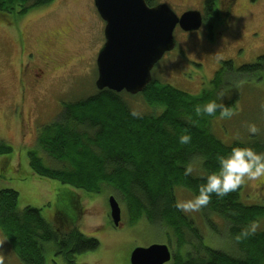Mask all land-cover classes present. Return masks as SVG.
<instances>
[{
  "label": "rangeland",
  "instance_id": "1",
  "mask_svg": "<svg viewBox=\"0 0 264 264\" xmlns=\"http://www.w3.org/2000/svg\"><path fill=\"white\" fill-rule=\"evenodd\" d=\"M235 1L233 13L225 24L217 23L211 28L203 26L193 32H183L177 25L172 34L176 39L175 48L154 65L152 78L197 95L203 89H212V78L221 61L232 60L234 70L256 62L264 54V0ZM162 2L178 15L195 9L205 13L204 0H153L151 4ZM215 2L217 6L220 0ZM13 17L11 14L0 21V144L11 147L9 153L0 156V161L8 160L5 162L14 172L19 163L21 167L17 174L9 170L7 180L0 178V188L15 189L21 206L38 207L42 216L51 221L57 220L63 207L62 200L66 201L64 187H69L70 194L72 191L79 194L77 208L76 202L65 208L77 218L73 227L99 244L93 250L77 253L75 264H130L129 256L135 247H147L151 243L170 245L166 229H160L144 218L129 223L127 210L120 199L121 223L119 227L112 226L108 218V197L114 193L109 189L89 194L55 179L39 180L34 176L30 179L25 175L27 153L36 148L41 129L57 119L64 104L97 91L95 60L105 42V22L98 15L93 0H54L29 10L20 21L19 18L13 21ZM48 54L53 62L45 58ZM244 75L237 81L228 75L226 80L231 84L227 82L226 87L232 89L224 98L238 95L233 109L236 115L231 119L213 117L211 130L227 145L240 141L258 146V143L264 144V82H261L262 77ZM124 93L122 98L133 112H161V107L153 108L140 94ZM250 123L257 126V133L248 132ZM38 156L45 166L58 167L50 158H43L42 153ZM191 163H197V159ZM174 194L178 204L196 197L183 186L175 187ZM241 202L264 205V178L241 185ZM184 213L194 220L204 244L237 255L235 241L221 215L205 212L204 206L199 211ZM257 223L256 232L264 231V218L258 219ZM0 236V251L6 257L3 259L0 254V264H23L1 232ZM169 247L173 249L174 243ZM45 264H66L55 253L53 243L45 247ZM164 264H172V260Z\"/></svg>",
  "mask_w": 264,
  "mask_h": 264
},
{
  "label": "trees",
  "instance_id": "2",
  "mask_svg": "<svg viewBox=\"0 0 264 264\" xmlns=\"http://www.w3.org/2000/svg\"><path fill=\"white\" fill-rule=\"evenodd\" d=\"M53 1L0 0V21L11 14L13 21L18 18L20 21L29 10ZM146 1L152 5L153 0ZM204 2L206 10L216 4L215 0ZM48 55L45 58L53 62ZM263 61L264 54L256 62L236 70L232 60L221 61L212 79V89H203L197 95L152 78L138 94L153 108L161 107L160 113L133 112L122 98L124 90L115 92L107 88L66 103L57 119L38 133L36 148L27 153L25 175L30 179L32 176L39 180L55 179L89 194L109 189L118 203L119 199L124 203L129 223L144 218L150 224L166 229L170 245L174 243L172 264H264L263 230L236 240L252 221L264 218L263 204L241 202V186L224 197L211 194L209 203L204 206L205 212L219 214L226 220L237 255L204 244L194 220L177 206L174 194L175 187L183 186L198 196L207 176L220 171L217 157H227L234 147L263 152V143H258V147L240 141L231 145L220 141L211 130V119L220 117L219 109L212 116H198L195 111L197 106L202 107L210 101L235 109L236 97L224 98L232 89L226 87L228 75L237 81L244 74H262ZM230 70L234 71L231 73ZM184 134L191 136L187 144L179 142V137ZM10 151V146L0 144V156ZM38 153H42L43 158H50L58 167L45 166ZM193 159H197V163H191ZM5 161L8 160L0 161V169H3L0 178L3 180H7L5 177L11 170ZM20 167L19 163L15 172L11 171L17 174ZM187 168H191V173L186 175ZM64 188L66 201L62 200L61 213L52 221L44 218L38 207L21 206L15 189L0 188V232L23 264H45V247L49 243L55 245V253L66 264H75L77 253L98 246L97 240L73 227L77 218L66 208L72 202H76L77 208L79 194L73 191L70 194L69 187ZM108 218L114 226L110 215ZM0 254L6 258L1 251Z\"/></svg>",
  "mask_w": 264,
  "mask_h": 264
},
{
  "label": "water",
  "instance_id": "3",
  "mask_svg": "<svg viewBox=\"0 0 264 264\" xmlns=\"http://www.w3.org/2000/svg\"><path fill=\"white\" fill-rule=\"evenodd\" d=\"M104 24L105 42L96 57L97 90L107 88L131 95L143 92L151 80L154 65L165 52L175 48L173 31L177 25L183 31H196L202 24L199 10L176 14L168 4L152 6L145 0H93ZM110 218L119 226L121 209L113 195L108 197ZM172 251L166 243H151L135 247L130 264H164Z\"/></svg>",
  "mask_w": 264,
  "mask_h": 264
},
{
  "label": "clouds",
  "instance_id": "4",
  "mask_svg": "<svg viewBox=\"0 0 264 264\" xmlns=\"http://www.w3.org/2000/svg\"><path fill=\"white\" fill-rule=\"evenodd\" d=\"M219 109L220 118L231 119L236 115V112L228 106L217 104L215 101H210L202 107L197 106L195 111L200 115H214ZM248 132L255 134L258 128L254 123L248 125ZM191 140V136L184 134L179 137L181 144H187ZM220 171L207 176L206 183L199 189V195L193 200L185 201L177 206L183 212L199 211L201 207L207 206L210 201L211 194L215 193L217 197H224L230 192L236 191L246 181L254 182L264 178V153H259L251 148L234 147L231 154L227 157L218 156ZM191 168L185 170V174H190ZM258 223L252 221L245 229H242L240 234L236 236V240L246 239L250 235L256 233Z\"/></svg>",
  "mask_w": 264,
  "mask_h": 264
},
{
  "label": "flooded vegetation",
  "instance_id": "5",
  "mask_svg": "<svg viewBox=\"0 0 264 264\" xmlns=\"http://www.w3.org/2000/svg\"><path fill=\"white\" fill-rule=\"evenodd\" d=\"M217 2H219V0H217ZM235 2H236L235 0H220L219 4L217 6H216V4H214V7H212L210 10L205 9V13L200 11V13L202 14V23H201L202 25L198 29L203 28V26L204 27L207 26V27L211 28L213 25H215L217 23L218 24H225L228 21V18L233 13ZM208 14H211V16H208ZM209 18H210V20H209ZM183 32H185V31H183ZM189 32H193V31H189ZM175 44H176V39H175ZM44 65H45V63H44ZM263 69H264V67H263ZM39 71L42 73L43 72L42 68H39ZM249 75H254V73H251ZM258 75H259L258 78L262 77L261 82H264V75H261V73H259ZM256 78H257V75H256Z\"/></svg>",
  "mask_w": 264,
  "mask_h": 264
}]
</instances>
